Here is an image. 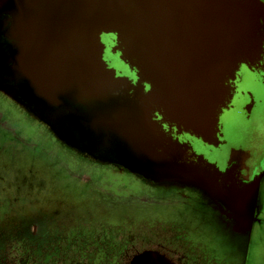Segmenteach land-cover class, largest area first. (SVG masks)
<instances>
[{
	"label": "water",
	"instance_id": "1",
	"mask_svg": "<svg viewBox=\"0 0 264 264\" xmlns=\"http://www.w3.org/2000/svg\"><path fill=\"white\" fill-rule=\"evenodd\" d=\"M64 1L0 0V12L37 21ZM104 3L109 16L78 12L49 38L12 35L0 44V60L7 61L9 44L25 43L13 79L34 85L76 121L123 127L127 135L115 131L124 144L116 149L120 160L163 165L231 209L251 213L260 176L243 177L242 144L264 114V2ZM140 260L168 264L152 254Z\"/></svg>",
	"mask_w": 264,
	"mask_h": 264
},
{
	"label": "rangeland",
	"instance_id": "2",
	"mask_svg": "<svg viewBox=\"0 0 264 264\" xmlns=\"http://www.w3.org/2000/svg\"><path fill=\"white\" fill-rule=\"evenodd\" d=\"M90 2L80 0L83 9L71 8L95 15ZM63 23L55 17L28 28L35 41L49 38ZM25 46L19 43L16 50ZM10 49L14 47L9 44ZM30 99L45 114L21 97L0 93V262L129 264L130 257L146 249L173 264H212L210 254L225 260L238 256V249L227 245L229 237L217 228L221 219L207 206L210 199L192 188L175 192L155 178L142 177L155 171L120 160L117 145L101 149L81 143L72 128L79 130L75 122L71 131L58 130L51 123L58 117L47 104ZM105 140L100 137L99 143ZM106 151L111 161L104 159ZM257 190L244 233L246 264H264V179ZM183 240L194 246L204 243L207 251L201 254L209 259L191 251Z\"/></svg>",
	"mask_w": 264,
	"mask_h": 264
},
{
	"label": "flooded vegetation",
	"instance_id": "3",
	"mask_svg": "<svg viewBox=\"0 0 264 264\" xmlns=\"http://www.w3.org/2000/svg\"><path fill=\"white\" fill-rule=\"evenodd\" d=\"M89 1H91L90 2V5H91L90 11H92V12L95 11V15H97V16H103V15L109 16V10L106 7L104 0H89ZM71 2H72L71 0H65L64 2H62L61 5H59V9L57 10V12L60 15H56L57 13L55 12V13L49 15L47 18H43V19H40L37 21L20 22V17H18V16L14 17L11 14L10 9H7L6 11L0 12V41H1V43L4 41H8L7 39L9 37H11L12 35H15L16 33H21V32L22 33H24V32L30 33L29 28H28L29 25L36 24V23L41 24V23L48 21V20H51L55 17H58V19H63L64 21H66L70 18V16L77 15L78 12H80V11H73L71 6L78 7L79 9H81V8L83 9V7H81L79 2L74 3L73 5ZM91 14H92L91 12L90 13H87V12L82 13L81 12L79 15L85 16V15H91ZM95 15H91V16H95ZM5 22H8V25H5L4 24ZM19 25H20V27H19ZM11 41H13V40H11ZM35 47L36 46H31L29 48L32 49ZM27 50H29V49H27ZM20 54H21V50H16V48L10 49L7 53V57H5V58H7V61L0 60V93H2L3 95L5 93V97H21V100L23 102H26L27 104H29L31 106H34V104L32 103V101L28 102L29 100H31L30 97H32V98L35 97L37 100H39V102L47 104L48 111L51 114H54L55 117H58L57 120H53L54 122H51V123H54L55 125H58V130H61L62 132L66 133L67 130L68 131L70 130L69 126L72 127L71 124L73 122L78 124V127H77L79 129L78 131L74 127H72V128H73V131L75 133L79 134V136H80L79 140H81V143H87V144L91 145L93 148H101V149H102V146L107 147V144L109 147H110L109 144H112V145L114 144L115 146L116 145L118 146V148H117L118 151H120V149L124 147L122 138L120 136L116 135V133H115V131L117 130V131L124 132L127 135V133L123 127L117 126L116 123L108 124V121L103 120V119H102V121L98 120L97 122H94L91 125L90 124L89 125L84 124V123H81L79 121L77 122L61 106H57L53 102H48L47 99H45L44 96L38 90H36L34 85L30 86L28 84V82L25 80L17 81L15 79H13L14 73L18 72V71H16L17 69L19 70L18 64H17V59L20 57ZM11 62H13L14 65H12ZM19 72H21V71H19ZM23 73H25V72L23 71ZM6 82L12 84L15 87L14 91L8 87L7 88L4 87V88H6V89H4L3 86H1L2 84H5ZM37 106L38 107L34 106L35 109L38 112L45 114V111H42L40 109L39 105H37ZM98 131H100L99 134L95 135L89 141L86 140L90 135H93L94 133H96ZM109 131L114 133L112 135H114L115 138L117 137L119 139V142L113 141L112 140L113 136L111 134H110V136H108ZM73 135H75V134H73ZM75 136H77V135H75ZM100 137L103 140L106 139L103 144L99 143ZM107 137H109V138H107ZM98 145H101V146L98 147ZM242 147H243V149H242V175H243V177H245L246 180H251L253 178L260 176L259 177L260 181L258 183V187H259V185L262 183V181L264 179V114L261 116H258V118H256L254 120L252 126L246 132V134L244 135ZM114 151L116 153V149H114ZM103 154H104V159L111 161V158H108L106 156V154L111 156V154L108 151L103 152ZM138 161L140 163L144 164V165L141 164V166L146 168V170L150 169V170L155 171V172H152L153 174H151V173L145 174L142 177L147 178V179L155 178L156 179L155 181L162 182V183H165L166 185H169V187L172 188V189H170L172 191L173 190L175 191L179 187L192 188V189L196 190L198 193L203 194L205 196V198L207 199V201L210 199L211 204L207 205L209 207L210 211L212 213L214 212L215 216H222L223 220H225V221H229L231 217H233L234 219H237V220H240L243 218L248 219L249 217H251L253 215L252 213L246 214L244 212H237V211L231 209L226 204H224L219 198H217L212 192H208L207 190L199 187L197 184L189 182L187 180H184L183 178L178 177V176L168 172L163 165H157L156 163H151V162H148L147 160L141 159V158H138ZM167 190H169V189H167ZM224 224H225V226L229 225V223H224ZM31 227H36V225H31ZM226 229H227V227H225L223 230L226 231ZM39 231H40V229L38 230V232ZM183 242L186 246L187 245L190 246L191 251H196V252H199L200 254H201V252L207 251L204 243L198 242V243H196V246H194V244L191 243L190 241L185 242L183 240ZM226 244L232 246L230 238L226 239ZM149 254H152V255H155V256L162 258L164 261L168 262V264H173L165 256L159 254L158 252H152V251L147 250V249L145 251H143V253H141V254L139 253L137 255H134L133 257H130L129 264H145V262L141 261L140 258H142L146 255H149ZM201 255L203 257H206L205 254H201ZM210 255H211L210 262L212 264H215L216 261H218L220 264H230L229 260L214 259L213 255L212 254H210ZM206 259H209V258L206 257ZM242 262L241 263L237 262L236 264H244L243 260H242ZM0 264H9V263L7 261H5L4 263L0 262Z\"/></svg>",
	"mask_w": 264,
	"mask_h": 264
},
{
	"label": "crops",
	"instance_id": "4",
	"mask_svg": "<svg viewBox=\"0 0 264 264\" xmlns=\"http://www.w3.org/2000/svg\"><path fill=\"white\" fill-rule=\"evenodd\" d=\"M216 219H221L220 227H217L220 230V233L229 237L231 239L232 246L238 249V256L236 258H230V264H236L237 262L241 263L242 260L244 261V264H246L249 250L248 244H246L244 247V241L246 240L248 243V237H244V233L246 225H249L251 221H248L244 218L237 220L233 217H231L229 221H225L223 220L222 216H216ZM224 223H229V225L225 226ZM213 224L215 227L217 226V224ZM225 227H227L226 231L223 230Z\"/></svg>",
	"mask_w": 264,
	"mask_h": 264
}]
</instances>
